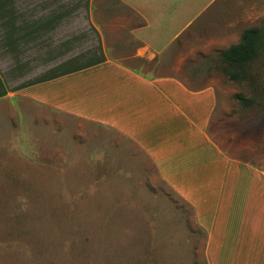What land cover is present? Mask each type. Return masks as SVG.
<instances>
[{
  "label": "crops",
  "instance_id": "0c3cea01",
  "mask_svg": "<svg viewBox=\"0 0 264 264\" xmlns=\"http://www.w3.org/2000/svg\"><path fill=\"white\" fill-rule=\"evenodd\" d=\"M213 1L123 0L143 25L110 45L94 0H0V137L14 130L20 147L27 132L35 142L47 134L51 152L64 150L98 181L161 183L193 212L206 264H264V171L211 137L219 93L202 63L185 81L147 76L122 56L134 38L135 59L165 58L171 73L170 48L199 32L194 22ZM217 13L204 23L217 33L204 54L241 41L245 4L229 19Z\"/></svg>",
  "mask_w": 264,
  "mask_h": 264
},
{
  "label": "rangeland",
  "instance_id": "374dc122",
  "mask_svg": "<svg viewBox=\"0 0 264 264\" xmlns=\"http://www.w3.org/2000/svg\"><path fill=\"white\" fill-rule=\"evenodd\" d=\"M210 1L200 0L201 7ZM93 3L95 23L107 31L110 45L119 30L143 25L139 13L123 0ZM239 3L245 4L241 34L264 31V0H214L194 22L192 29L199 32L170 48L171 73L162 68L165 58L135 59L139 44L134 38L125 39L127 48L119 51L128 58L127 66L147 76L174 74L186 81L194 72L190 64L202 63V76L210 77L219 93L211 137L234 157L264 171V53L245 73L227 68L220 54L224 51L201 52L217 34L204 23L221 6L227 13L217 14L231 18ZM234 71L240 74L237 79L231 77ZM12 131L9 142L0 137V264H206L203 230L193 212L164 185L98 181L80 160L66 159L64 150L57 156L51 152L49 135H39L35 142L36 135L27 132L26 145L19 147Z\"/></svg>",
  "mask_w": 264,
  "mask_h": 264
},
{
  "label": "trees",
  "instance_id": "16d2710c",
  "mask_svg": "<svg viewBox=\"0 0 264 264\" xmlns=\"http://www.w3.org/2000/svg\"><path fill=\"white\" fill-rule=\"evenodd\" d=\"M264 53V31L259 29H247L243 32L241 41L238 45L230 47L228 50L221 52V58L227 68L235 70H244L254 63ZM226 68V69H227ZM233 79L240 77L235 71L231 74ZM237 99L249 103L242 96Z\"/></svg>",
  "mask_w": 264,
  "mask_h": 264
}]
</instances>
